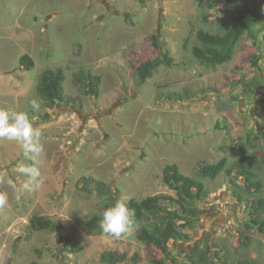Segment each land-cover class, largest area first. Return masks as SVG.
<instances>
[{
    "label": "rangeland",
    "instance_id": "374dc122",
    "mask_svg": "<svg viewBox=\"0 0 264 264\" xmlns=\"http://www.w3.org/2000/svg\"><path fill=\"white\" fill-rule=\"evenodd\" d=\"M216 1L212 8L207 0H0V110L27 112L43 144L28 158L19 143L0 140V194L7 197L0 208V264H108L101 255L109 250L137 255L138 264H185L201 236L230 256L250 255L264 264L263 234L249 230L251 248H241L237 228L250 214L223 175L210 183L209 198L199 204L206 213L190 238L170 241L173 258L140 241L137 225L119 238L84 227L101 205L84 177L105 181L125 201L176 195L163 181L166 165L177 163L191 175L198 160L227 155L264 120V89L245 99L237 84L245 74H264V29L258 30L261 41L246 35L234 58L215 68L198 63L187 48L199 28L219 25L237 9ZM247 2L264 7V0ZM166 52L175 64L140 83L141 64ZM25 53L34 59L31 70L20 64ZM57 65L66 70V98L47 108L36 85L45 68ZM79 67L99 76L98 95L82 93L73 82ZM185 89L205 91L180 101L159 98ZM23 165L39 169L38 188L25 187ZM34 215L52 220V228H35ZM68 241L82 248L72 252Z\"/></svg>",
    "mask_w": 264,
    "mask_h": 264
},
{
    "label": "trees",
    "instance_id": "16d2710c",
    "mask_svg": "<svg viewBox=\"0 0 264 264\" xmlns=\"http://www.w3.org/2000/svg\"><path fill=\"white\" fill-rule=\"evenodd\" d=\"M228 4L236 5L237 9L226 16L219 25L212 28H199L194 33V41L187 47L191 56L200 64L215 68L231 61L240 41L248 35L254 42L261 41L258 30L264 29V7L259 4L252 7L247 0H226ZM208 7H216V0H207ZM202 2L200 7H202ZM128 22L129 13H126ZM155 42L157 36H153ZM255 57L254 63L256 62ZM20 64L26 70L33 69L35 62L31 55L25 53L20 57ZM175 59L168 52L153 60L141 64L138 68L137 79L145 83L152 78L162 65L171 66ZM73 82L84 94L98 95L99 76L90 68L79 67L71 73ZM66 70L63 65L45 68L39 75L36 93L42 98L47 108H53L59 102L65 101ZM238 85L241 86L242 98L251 99L264 89V74L253 76L243 75ZM205 90L197 91H167L159 94V98L170 100H186L198 96ZM236 145L232 144L227 155L208 162L200 159L193 167L192 174L183 173L177 163L166 165L163 181L176 195L157 194L142 199L131 198L127 201L119 198L117 190L112 189L105 181L92 177L83 178L85 189L96 191L101 199L99 209L84 220V227L89 231L101 233L99 227L100 214L116 201H123L133 211L135 225L138 226L136 236L146 245L157 248L165 258H173L169 247L170 241L189 239L188 231L194 230L202 221L206 210L199 206L211 194L210 183L223 175L229 179L233 196L241 205L249 210L250 218L243 223V228H237V237L244 252L249 251L253 242L249 230L264 235V120L258 124L254 134L248 131L238 137ZM33 226L38 229H50L53 221L34 215L31 219ZM72 252L79 251V243L68 241L67 248ZM131 258L126 253L105 251L101 260L108 264L129 262ZM175 260V259H174ZM131 261L138 264L137 255ZM261 264L250 255L233 257L218 250L211 243L210 237H198L189 247L185 264ZM31 264H40L36 261ZM155 264H161L156 262Z\"/></svg>",
    "mask_w": 264,
    "mask_h": 264
},
{
    "label": "clouds",
    "instance_id": "9594fccd",
    "mask_svg": "<svg viewBox=\"0 0 264 264\" xmlns=\"http://www.w3.org/2000/svg\"><path fill=\"white\" fill-rule=\"evenodd\" d=\"M33 111L40 109L36 100L31 101ZM42 132L33 127L27 112H14L11 115L7 110H0V140L14 141L19 143L26 157L31 158L33 154H39L43 150L41 142ZM18 171L28 177L25 185L28 190H34L40 186L41 173L38 168L31 165H23ZM7 203V197L0 194V208ZM99 227L103 233L119 238L121 235L129 234L135 226L133 211L123 201H116L111 207L106 208L101 214Z\"/></svg>",
    "mask_w": 264,
    "mask_h": 264
}]
</instances>
